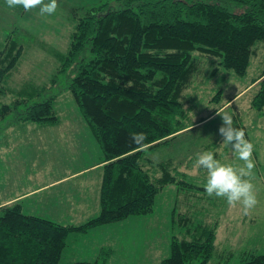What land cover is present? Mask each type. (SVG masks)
<instances>
[{
	"label": "trees",
	"instance_id": "1",
	"mask_svg": "<svg viewBox=\"0 0 264 264\" xmlns=\"http://www.w3.org/2000/svg\"><path fill=\"white\" fill-rule=\"evenodd\" d=\"M259 48L264 49V0H115L78 17L67 52L58 55V72L67 74V88L102 154L100 211L75 225L25 214L20 202L1 206L0 264H61L70 234L150 214L169 184L203 189L171 160L155 162L145 153L216 112L191 120L199 100L186 92L194 80L221 70L244 76ZM22 52L16 40H6L0 50V121L56 124L58 96L35 100L49 84L7 91ZM252 85L257 88L251 108L262 111L264 66ZM9 93L14 97L5 102ZM220 95L217 90L213 100ZM138 132L147 134L142 145L131 138ZM205 219L189 238L171 235L160 264H214L217 222ZM112 254L102 247L95 260L67 264H107ZM237 264H264V252H250Z\"/></svg>",
	"mask_w": 264,
	"mask_h": 264
},
{
	"label": "rangeland",
	"instance_id": "2",
	"mask_svg": "<svg viewBox=\"0 0 264 264\" xmlns=\"http://www.w3.org/2000/svg\"><path fill=\"white\" fill-rule=\"evenodd\" d=\"M115 0H57L59 13L70 23L69 36L75 22L92 6ZM48 0H45L47 3ZM71 7L68 15L65 9ZM39 8L25 11L22 6L9 8L5 0H0V50L6 40H16L22 45L23 52L16 68L8 77V89H19L23 85L36 91V87L50 85L49 89L36 97L41 101L46 97L58 96L55 111L60 119L58 125L36 124L33 122L15 124L12 119L0 121V203L15 196L19 192H28L56 180L67 170L81 169L93 164L101 155L99 146L91 128L82 117L72 93L67 88V74L58 72L60 59L68 48L56 47L47 42L41 35L51 26L48 21L51 15L41 16ZM47 31L46 33H49ZM51 34H54L51 31ZM70 44V42H69ZM200 59L206 67L207 58ZM264 66V49L257 51L251 59L246 75L237 76L232 71H219L212 78L201 77L193 81L186 93L199 100L191 113V120L198 122L215 112L206 120L199 122L174 139L156 148L148 149L145 157L159 162L171 160L191 176L188 182L194 186L180 190V200L176 186L167 185L156 197L153 211L148 215L131 216L121 222L111 223L95 228L88 234H71L63 251L60 263L93 260L90 255L100 245L108 244L115 250L109 264H136V257L142 251L137 250L141 242L153 245L152 261L149 264H160L169 253L171 235L191 237L197 224L205 218L217 222L216 254L214 264H237L246 259L248 253L264 252V109L257 111L251 108V99L256 86H249ZM56 79L51 85V80ZM208 80V81H207ZM9 87V88H8ZM217 90H221L218 100H213ZM13 95H6L4 101L9 102ZM235 97V98H234ZM234 98L232 101H230ZM21 109V108H20ZM227 111L233 117L234 127L241 128L245 137L253 145L252 183L255 186L258 203L247 214L241 205L230 206L225 198L209 197L205 191L207 172L197 171V154L211 151L223 164L233 167L243 166V161L225 146L219 134L222 119L217 113ZM12 115L8 116L11 117ZM101 168L70 180L64 187L83 188L86 186L90 194V205L86 212L77 210L67 218L62 209H52L46 200L52 198L51 191L38 193L25 200V211L54 221L83 224L99 212L98 193L100 188ZM37 198V199H36ZM94 199L97 209H94ZM45 201V203H43ZM36 202H40L36 204ZM29 205V206H28ZM193 205L195 214L190 218H182V208ZM86 207V208H87ZM97 210V211H96ZM174 212V214H173ZM83 213V214H82ZM207 219V220H208ZM152 236L149 241H141L140 235ZM146 254V253H145ZM151 254V255H152ZM140 258V257H139ZM122 261V262H121ZM127 263H124V262Z\"/></svg>",
	"mask_w": 264,
	"mask_h": 264
},
{
	"label": "clouds",
	"instance_id": "3",
	"mask_svg": "<svg viewBox=\"0 0 264 264\" xmlns=\"http://www.w3.org/2000/svg\"><path fill=\"white\" fill-rule=\"evenodd\" d=\"M9 8L22 6L25 11L39 8L41 16L53 14L57 8V0H5ZM222 119L219 134L223 137V144L230 146L232 152L243 161V166L233 167L231 164H223L217 160L214 153L204 151L197 154L196 167L203 168L207 172L205 191L209 197L225 198L230 206L241 205L244 214H247L258 203L255 186L252 183L254 145L245 137L241 128L234 127L233 117L227 111L217 113ZM132 141L136 145H142L147 140L144 132L134 133Z\"/></svg>",
	"mask_w": 264,
	"mask_h": 264
},
{
	"label": "crops",
	"instance_id": "4",
	"mask_svg": "<svg viewBox=\"0 0 264 264\" xmlns=\"http://www.w3.org/2000/svg\"><path fill=\"white\" fill-rule=\"evenodd\" d=\"M64 10L66 11L65 15L69 16L67 13H68V11L71 10V7L69 6L66 9L64 7ZM38 14H40V13H38ZM51 16L53 17V19L48 21V24H50V25H53V24L57 25L58 24V25L55 28L51 26L50 31L45 29L44 30L45 32L41 35V38L47 42L55 43L56 47L63 48V49L68 48L69 42H70V36H69L70 23H69V21L64 16L60 15L59 13H56V14L53 13V14H51ZM47 31H49V33H46ZM51 31H53L54 34H51ZM29 122L30 121H19V122H14V123L15 124L22 123L24 125V123H29ZM33 123H36V122H33ZM59 123H60V119L56 124H47V125L55 126V125H58ZM36 124H40V123H36ZM102 160H103V158H102V154H101L100 157L98 158V160L96 162H94L93 164L88 165V166H84L81 169L67 170V172L61 173V176H59L56 180H53L49 184L38 187V188L33 189L31 191H28V192L27 191L26 192H19L18 194L9 198L8 200H4L3 202H1L0 207L14 203V202H20L22 205L23 212H24L26 209L25 206H27V205H25L26 199H29L32 196L37 195L38 193H44L45 191L52 190V189L56 188L54 191H51V193H49V194H51L52 198L47 199L48 196L44 197V200H46V202L49 203V205L52 209H57V208L62 209V215H64L67 218H69L72 215V213L76 212L77 210L84 211L83 213H85L86 209H88V207H91V206L87 207L88 203L90 205V194H89L88 188L86 186H84L83 188L64 187V184L68 183L72 179L79 178L80 176H82L86 173H89L93 170H97V168H99V167L101 168V175H100V184H101L102 167L104 164L102 162ZM179 189H181V188H179ZM179 189H176V193H178L177 201L180 200V190ZM99 191H100V188H99ZM38 203H40V202H36V204H38ZM43 203H45V201H43ZM98 204H99V193H98ZM93 206H94V209H97L96 208L97 203H96L95 199H94V205H92V207ZM196 209L197 208H195L193 205H190L188 209H186V207H185L184 212H182V208H181V211L179 212V214H182L181 219L190 218L192 214H195ZM99 211H100V206H99ZM24 213L28 214V215H34V214H29L30 212H28V213L24 212ZM98 214H99V212H96L94 214V216H91V218L96 217ZM43 218H46V217H43ZM46 219H48V218H46ZM49 220H51V219H49ZM51 221L59 223V224H73L70 222H61V221L57 222L54 220H51ZM102 226H104V225H102ZM102 226H99V227H102ZM96 228H98V227H96ZM94 229L95 228H93L92 230H94ZM92 230H90L89 232H91ZM88 233H86V234H88ZM140 236L143 237L140 239L141 241H145V240L149 241L150 238L152 239V236L149 234H144V235H140ZM68 239H69V237H68ZM67 244H68V240H67ZM66 247H67V245H66ZM102 247H110L113 250V254L110 258V260H111L112 257H114V255H115V250L113 249V247L108 246V244L100 245L98 248H96L92 252V254H90V255H95L94 256L95 258H93V260L96 259L97 255H98V253ZM136 247H137V250L139 248V250L142 251V253L138 257H136V259H135L136 264H149L152 261V258H154V255L152 254L153 253V250H152L153 245L151 246L149 243L145 244L144 242H141L140 245H138ZM110 260L107 262V264H109ZM84 261H88V260H84ZM89 261H92V260H89ZM124 263H127V262L125 261Z\"/></svg>",
	"mask_w": 264,
	"mask_h": 264
}]
</instances>
